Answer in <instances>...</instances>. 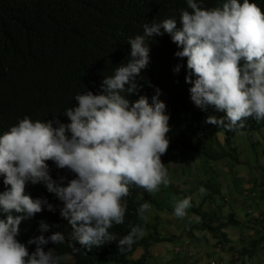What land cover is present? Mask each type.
Masks as SVG:
<instances>
[{
    "label": "clouds",
    "instance_id": "9594fccd",
    "mask_svg": "<svg viewBox=\"0 0 264 264\" xmlns=\"http://www.w3.org/2000/svg\"><path fill=\"white\" fill-rule=\"evenodd\" d=\"M186 4L191 11L181 9L179 23L174 17L147 21L142 34L129 37L128 59L103 76L96 94L87 89L74 94L78 103L64 110L67 123L55 117L33 121L25 115L0 133V177L6 186L0 191V264H60L64 257L54 248L44 249L49 242L63 243L65 234L44 235L49 225L43 221L39 235L26 242L17 239L22 220L42 207L56 208L43 192L27 194L26 183H42L62 202L59 215L70 226L73 253L110 241L123 253L143 236L139 225L118 240L109 230L124 222L129 186L151 192L168 183L161 155L169 144V116L158 99L161 90L145 81L154 88L151 103L143 94L127 98L143 87L140 74L150 60L148 38L167 33L179 49L174 55L186 57L190 100L203 111L222 113L207 115L205 122L231 131L243 128L249 116L264 119V9L254 0H220L214 7H203V0ZM179 69L177 64L173 71ZM49 160L75 176L53 179ZM150 206L141 203L137 214L142 216ZM190 206V197L177 199L174 214L183 217ZM33 244L29 252L27 245ZM180 251L176 247L173 253Z\"/></svg>",
    "mask_w": 264,
    "mask_h": 264
},
{
    "label": "trees",
    "instance_id": "16d2710c",
    "mask_svg": "<svg viewBox=\"0 0 264 264\" xmlns=\"http://www.w3.org/2000/svg\"><path fill=\"white\" fill-rule=\"evenodd\" d=\"M254 1L264 9V0ZM219 3L220 0H203L202 6L214 7ZM181 9H187L186 0H0V133L25 115L33 121L55 117L67 123L68 117L63 114L66 108L77 105L78 102L73 99L74 94L85 89L96 94L100 91L103 76L110 74L112 68L128 59V38L142 34V25L147 21L174 17L179 23ZM148 39L150 60L140 74L144 78L140 81L143 87L127 98L132 101L143 94L149 97L151 103L154 88L145 83L150 81L151 85L161 90L158 99L165 103V111L169 116V131L166 133L169 138L168 150L181 148L191 155L206 156L198 145L192 144V139L205 145L207 141L221 135L232 157L236 158L233 138L240 132L258 130L264 119L256 120L249 116L244 118L243 128L231 131L205 122L207 115L219 116L222 113H212L214 110L211 108L203 111L190 100L188 88L191 85L185 82V75L190 73L186 68V57L174 55L179 49L167 33ZM177 64L180 69L174 72L173 68ZM180 161L175 156L161 155L165 167ZM47 163L53 179L61 175L67 179L75 176L70 170L56 168L51 160ZM5 187L0 177V191L5 190ZM25 192L29 195L43 192L56 208L49 211L42 207L40 212L22 220L18 226L17 239L26 242L30 237L39 235L41 221L49 225L44 235L63 232V243L49 242L43 246L45 250L56 249L60 257L72 255L75 259L73 263L61 260L60 264H124L125 259L138 248H143V251L130 264H146L151 258V235L139 237L123 253L118 251L116 241L94 246L90 251L75 242L81 250L73 253L69 239L70 226L59 215L62 202L53 193H49L42 183H26ZM125 199L127 209L124 222L114 224L109 230L116 234L117 240L129 232L132 226L146 227L143 218L146 211L142 216L138 215V206L145 201L154 204L151 193L135 184L129 186V194ZM191 209L201 221L204 231L228 242L223 230L226 225L235 224L232 215H229L227 224L215 225L216 213L202 212L194 206ZM3 216L0 213V218ZM140 221L141 224L136 223ZM257 237L236 252V262L241 258L253 260L263 249L264 234ZM27 247L31 252L35 245ZM177 256L180 255L174 257ZM185 256H188L187 253ZM210 262L219 264L218 260H210L208 264Z\"/></svg>",
    "mask_w": 264,
    "mask_h": 264
},
{
    "label": "rangeland",
    "instance_id": "374dc122",
    "mask_svg": "<svg viewBox=\"0 0 264 264\" xmlns=\"http://www.w3.org/2000/svg\"><path fill=\"white\" fill-rule=\"evenodd\" d=\"M261 125L256 131L240 132L233 138L236 158L232 157L221 135L205 145L192 139V144L198 145L206 156L191 155L181 148L166 150L165 155L181 161L167 165L168 183L150 192L154 204L143 216L147 226L143 228L142 237L152 236L150 250L153 257L146 264L168 261L173 264H208L210 260L234 264L236 252L248 246L253 238L264 234V120ZM201 187L203 192L199 191ZM185 196L190 197L191 206L183 217H177L174 201ZM192 206L202 212L216 213L215 225L227 224L229 215H232L235 224L226 225L223 230L228 242L204 231L201 221L192 212ZM136 223L141 224V221ZM186 240L188 243H184ZM176 247L181 251L180 256L174 257ZM142 251L143 248H138L124 264H130ZM187 251L190 254L193 251V256L186 257L184 253ZM63 261L73 263L74 257L66 255ZM263 262L264 245L253 260L241 258L236 264Z\"/></svg>",
    "mask_w": 264,
    "mask_h": 264
},
{
    "label": "built area",
    "instance_id": "2783aa9c",
    "mask_svg": "<svg viewBox=\"0 0 264 264\" xmlns=\"http://www.w3.org/2000/svg\"><path fill=\"white\" fill-rule=\"evenodd\" d=\"M211 264H215L214 262H210ZM219 264H221V263H219Z\"/></svg>",
    "mask_w": 264,
    "mask_h": 264
}]
</instances>
